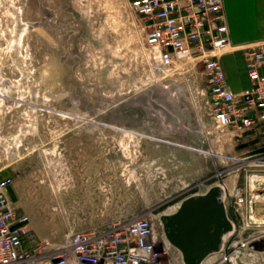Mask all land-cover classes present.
Listing matches in <instances>:
<instances>
[{
    "label": "rangeland",
    "instance_id": "rangeland-1",
    "mask_svg": "<svg viewBox=\"0 0 264 264\" xmlns=\"http://www.w3.org/2000/svg\"><path fill=\"white\" fill-rule=\"evenodd\" d=\"M130 1L0 0V179L29 218L28 246L145 216L161 235L160 217L185 198L218 185L230 203L234 187L249 186L260 199L248 205L247 232L264 256V156L214 127L201 63L156 68ZM225 12L230 46L253 42L258 29ZM224 56L241 75L243 53ZM162 239L163 262L183 264ZM202 264L219 263L212 254Z\"/></svg>",
    "mask_w": 264,
    "mask_h": 264
},
{
    "label": "built area",
    "instance_id": "built-area-1",
    "mask_svg": "<svg viewBox=\"0 0 264 264\" xmlns=\"http://www.w3.org/2000/svg\"><path fill=\"white\" fill-rule=\"evenodd\" d=\"M129 4L145 19V46L158 70L184 61L202 64L207 103L217 130L230 129L240 136L264 128V39L231 47L222 0H131ZM228 48L244 55L249 88L241 93L231 91L222 67ZM9 184V178L0 179V264H166L163 234L155 230L150 216L114 223L102 231L69 232L61 246L41 239L28 246L29 218L10 203ZM252 193L249 186L234 187L230 203L224 193L225 204L241 224L228 219L232 229L213 254L219 264H264V256H258L256 249L259 238L247 232L255 225L248 205L260 199V195L252 198ZM245 215L247 224L242 220Z\"/></svg>",
    "mask_w": 264,
    "mask_h": 264
},
{
    "label": "water",
    "instance_id": "water-1",
    "mask_svg": "<svg viewBox=\"0 0 264 264\" xmlns=\"http://www.w3.org/2000/svg\"><path fill=\"white\" fill-rule=\"evenodd\" d=\"M223 200L222 187L215 185L182 200L173 214L160 217L163 233L180 252L183 264H201L220 250L232 229Z\"/></svg>",
    "mask_w": 264,
    "mask_h": 264
},
{
    "label": "crops",
    "instance_id": "crops-1",
    "mask_svg": "<svg viewBox=\"0 0 264 264\" xmlns=\"http://www.w3.org/2000/svg\"><path fill=\"white\" fill-rule=\"evenodd\" d=\"M222 2H223V11L226 17V23L229 29L230 42H231L232 36H231V32H230V28H229V24L227 20V15L225 12L226 6L229 8L232 14H236V16H238L240 13L241 18L237 20V26H239V28L240 26L241 28H243L244 26L253 25L254 27H256V29H258L255 35L253 36L254 38H252V39H255L253 40V42L264 39V0H222ZM239 11H243V12H239ZM237 33H238V37H242L239 33H243V30L237 29ZM243 39L246 40L244 37ZM248 41L249 40H246V42ZM242 44H247V43H242ZM230 61H231V58L225 59V56L222 57V67H223L225 76L229 82L231 91L234 93H241L244 90H247L249 88V82H248V79L246 77V73L244 70V64L242 66V74L237 75L233 73V69L229 65ZM232 136L235 137L234 143L236 144L239 151L241 150L246 153L251 152L252 154H254V156L258 154H261L264 156V128L254 129L240 136H237L232 132ZM213 138H214L213 141H214V148H215L217 146V141L219 142V139H221V137L214 134ZM223 202H224L226 216L228 219L229 218L231 219L232 218L231 209L229 208L230 209V213H229V209H228V206L225 204V200H223ZM106 213L107 214H105V217H113V218L123 217V214L121 211H107ZM259 218L264 219V214H261ZM163 236L165 237L164 233H163ZM209 256L210 255H208L201 262V264L204 263L208 259ZM181 260H182V257H181Z\"/></svg>",
    "mask_w": 264,
    "mask_h": 264
},
{
    "label": "bare ground",
    "instance_id": "bare-ground-1",
    "mask_svg": "<svg viewBox=\"0 0 264 264\" xmlns=\"http://www.w3.org/2000/svg\"><path fill=\"white\" fill-rule=\"evenodd\" d=\"M252 198H255V194H251ZM252 219L254 220V217L252 216Z\"/></svg>",
    "mask_w": 264,
    "mask_h": 264
},
{
    "label": "flooded vegetation",
    "instance_id": "flooded-vegetation-1",
    "mask_svg": "<svg viewBox=\"0 0 264 264\" xmlns=\"http://www.w3.org/2000/svg\"><path fill=\"white\" fill-rule=\"evenodd\" d=\"M162 205H164V204H161V205H159L158 207H156L155 209H157V208H160Z\"/></svg>",
    "mask_w": 264,
    "mask_h": 264
}]
</instances>
